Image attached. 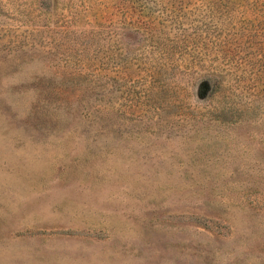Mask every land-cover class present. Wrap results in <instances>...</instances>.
I'll return each mask as SVG.
<instances>
[{"label": "rangeland", "instance_id": "1", "mask_svg": "<svg viewBox=\"0 0 264 264\" xmlns=\"http://www.w3.org/2000/svg\"><path fill=\"white\" fill-rule=\"evenodd\" d=\"M0 264H264V0H0Z\"/></svg>", "mask_w": 264, "mask_h": 264}]
</instances>
